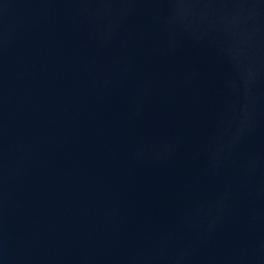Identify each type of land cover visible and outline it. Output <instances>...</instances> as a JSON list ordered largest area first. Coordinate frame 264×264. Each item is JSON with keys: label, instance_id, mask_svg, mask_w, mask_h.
Returning a JSON list of instances; mask_svg holds the SVG:
<instances>
[{"label": "water", "instance_id": "95a60500", "mask_svg": "<svg viewBox=\"0 0 264 264\" xmlns=\"http://www.w3.org/2000/svg\"><path fill=\"white\" fill-rule=\"evenodd\" d=\"M0 264H264V0H0Z\"/></svg>", "mask_w": 264, "mask_h": 264}]
</instances>
